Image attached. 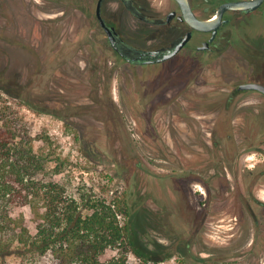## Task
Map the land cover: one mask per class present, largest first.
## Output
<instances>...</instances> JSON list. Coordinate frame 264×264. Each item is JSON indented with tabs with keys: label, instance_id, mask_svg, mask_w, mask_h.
I'll list each match as a JSON object with an SVG mask.
<instances>
[{
	"label": "flooded vegetation",
	"instance_id": "1",
	"mask_svg": "<svg viewBox=\"0 0 264 264\" xmlns=\"http://www.w3.org/2000/svg\"><path fill=\"white\" fill-rule=\"evenodd\" d=\"M228 1L235 0L189 3L196 19L206 21L217 19ZM87 7L91 15L77 23L74 36L63 22V61L72 62L63 64V104L95 102L82 113L106 114L112 146L122 129L123 149L144 178L187 185L186 193L171 192L188 195L182 210L194 225L192 238L217 212L225 192L220 183L240 192L256 216L243 185L263 203L264 158L248 160L264 154L258 122L264 90L251 86L264 84V1L254 10L227 9L218 26L201 28L179 0H90ZM165 167L170 175L158 174Z\"/></svg>",
	"mask_w": 264,
	"mask_h": 264
},
{
	"label": "rangeland",
	"instance_id": "2",
	"mask_svg": "<svg viewBox=\"0 0 264 264\" xmlns=\"http://www.w3.org/2000/svg\"><path fill=\"white\" fill-rule=\"evenodd\" d=\"M89 2L0 0V100L12 102L33 122L40 150L51 153V159L62 156L63 173L59 177L64 184L77 185L81 191L90 184L99 196L126 204L125 225L132 249L128 259L132 264H264V185L259 191L263 203L251 197L249 183L243 185L245 196L257 211L256 217L248 211L240 192H229L228 185L220 183L225 192L216 202L217 212L192 238L194 225L188 210H182L188 195L171 192L183 189L186 193L187 185L174 183L172 178V182L168 178L159 182L153 177L144 178L123 149L122 129L121 141L112 146V136L105 127L106 114L99 113L91 119L92 115L82 113L86 106H96L95 102L72 107L63 104V64H72L69 59L63 61V22L75 34L77 23L91 15ZM94 58L84 56L86 61ZM108 58L100 57L101 63L107 64ZM95 65L96 60L90 70ZM71 68L74 70V65ZM54 86L60 93L54 92ZM259 107L262 136L264 104ZM251 155L250 163L264 158L262 152ZM170 169L165 167L158 174L169 176ZM195 187L199 192L204 189L200 184ZM240 202L245 214L241 213ZM13 213L24 214L35 230L29 204L15 206ZM120 254L119 248L109 247L101 259L108 261ZM15 261L13 256L10 262Z\"/></svg>",
	"mask_w": 264,
	"mask_h": 264
},
{
	"label": "trees",
	"instance_id": "3",
	"mask_svg": "<svg viewBox=\"0 0 264 264\" xmlns=\"http://www.w3.org/2000/svg\"><path fill=\"white\" fill-rule=\"evenodd\" d=\"M34 125L12 102L0 100V264H132L126 204L88 184H64L63 158L36 146ZM55 160V164H52ZM29 204L32 230L13 208ZM121 254L108 261L105 250Z\"/></svg>",
	"mask_w": 264,
	"mask_h": 264
},
{
	"label": "water",
	"instance_id": "4",
	"mask_svg": "<svg viewBox=\"0 0 264 264\" xmlns=\"http://www.w3.org/2000/svg\"><path fill=\"white\" fill-rule=\"evenodd\" d=\"M181 2L184 14L186 18L195 24L196 26L201 27H209V26H218L219 24V18L223 15L224 11L230 8L233 9H246V10H254L258 8L264 0H235V1H228L223 3L220 8L217 11L218 18L213 20H206V21H200L196 19L195 14L193 13L189 0H179ZM251 86L260 88L264 90V84L261 83H253Z\"/></svg>",
	"mask_w": 264,
	"mask_h": 264
}]
</instances>
